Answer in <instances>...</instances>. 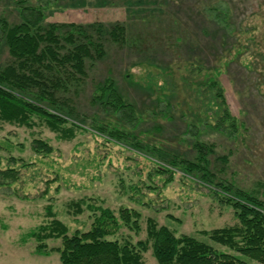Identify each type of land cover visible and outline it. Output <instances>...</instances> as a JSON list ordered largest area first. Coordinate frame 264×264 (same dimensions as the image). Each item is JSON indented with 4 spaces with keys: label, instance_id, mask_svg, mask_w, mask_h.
<instances>
[{
    "label": "rangeland",
    "instance_id": "374dc122",
    "mask_svg": "<svg viewBox=\"0 0 264 264\" xmlns=\"http://www.w3.org/2000/svg\"><path fill=\"white\" fill-rule=\"evenodd\" d=\"M73 1L0 0V20L10 25L21 21L20 9L44 5L45 22L80 24L102 47L100 55L90 49L85 74L65 80L54 100L37 98L68 119L65 126L71 121L78 126L74 137L61 138L36 116L31 126L1 124L0 170L11 169L14 176H0V264H61L56 250L36 253L38 242L28 236L52 219L47 206L68 233L89 230L94 212L87 205L116 215L126 207L141 214L140 231L121 227L112 239L144 240L146 219L153 218L176 235L214 246L203 231L237 223L232 205L218 193L219 181L264 199V0H83L76 6ZM221 6L231 10L235 31L227 45L216 49L211 21L214 8ZM114 26L121 29L116 39L109 34ZM78 37L75 42L83 40ZM9 62L0 24V69ZM215 71L231 114L247 128L236 144L209 125L214 98L204 74ZM107 77L143 117L144 129L164 124L161 133L141 134L144 142L196 163L195 143L211 144L208 165L201 163L208 175L168 165L169 171H161L155 158L98 135L96 115L99 121L106 117L90 98L94 84ZM167 104L169 117H175L171 123L162 115ZM184 122L196 127L186 129ZM36 139L47 142L51 152L34 150ZM79 200L82 208L76 212L69 205ZM45 244L57 247L60 239ZM143 264H158L151 249L144 252Z\"/></svg>",
    "mask_w": 264,
    "mask_h": 264
},
{
    "label": "trees",
    "instance_id": "16d2710c",
    "mask_svg": "<svg viewBox=\"0 0 264 264\" xmlns=\"http://www.w3.org/2000/svg\"><path fill=\"white\" fill-rule=\"evenodd\" d=\"M83 3V0L73 1L75 6ZM43 7L47 6L31 4L20 9L19 23L10 25L0 20L10 56V62L0 69V127L3 123L31 126V116H36L61 138L69 139L74 137V128L78 126L72 121L70 126H65L69 120L41 106L37 98L41 101L46 98L54 100L58 91L67 85L65 80L71 83L85 74V57L90 49L93 48L100 55L102 47L91 41L85 27L80 24L45 22L47 15ZM231 14L229 8H214L211 22L214 39L217 40L216 49L223 48L234 37ZM64 28L68 29L62 31ZM120 32L121 29L114 26L109 34L116 39ZM75 36L83 40L75 42ZM206 77L214 98V109H210L213 118L210 128L222 139L236 144L244 138L247 131L245 123L231 114L218 72L215 71L214 76L204 74ZM90 104L106 117L104 121H99L100 115L97 114L96 118L99 119L95 125L97 134L106 140L123 145L126 143L141 155L155 158L161 171L174 167L188 174L199 171L208 175L203 168L208 165L207 154H212V145L195 143L196 163L168 153L162 146L144 142L139 138L141 134L149 130L161 133L164 124H154L152 129H144L143 117L133 104L126 101L110 77L94 84ZM169 111L167 104L162 115L171 123L175 117H169ZM184 126L186 129L196 127L191 122H184ZM33 148L45 153L52 150L47 142L40 139L34 140ZM222 161L226 163L227 158L222 157ZM0 176L13 178L14 171L0 170ZM219 182L221 192L218 193L222 200L226 199L232 205L237 223L203 231L214 246L187 234L176 235L170 228L158 225L153 218L146 219L144 240L132 242L127 237L119 239L117 236L112 239L111 236L117 234L121 227L138 233L141 214L137 210L121 207L116 215L111 209L100 205H87L94 212L89 230L72 233H68L65 224L56 219L51 207L47 206V214L52 219L33 229L28 236L38 242L36 253L48 254L56 250L61 264H143V254L148 249H151L158 264H264V199L241 191L232 184ZM82 202L75 201L69 206L80 212ZM48 239H60L59 246L48 248L45 244Z\"/></svg>",
    "mask_w": 264,
    "mask_h": 264
}]
</instances>
